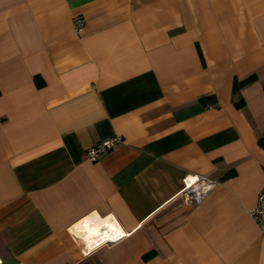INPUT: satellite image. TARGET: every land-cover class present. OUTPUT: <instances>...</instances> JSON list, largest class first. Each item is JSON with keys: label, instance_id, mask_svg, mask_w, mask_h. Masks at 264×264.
I'll use <instances>...</instances> for the list:
<instances>
[{"label": "crops", "instance_id": "obj_1", "mask_svg": "<svg viewBox=\"0 0 264 264\" xmlns=\"http://www.w3.org/2000/svg\"><path fill=\"white\" fill-rule=\"evenodd\" d=\"M263 186L264 0H0V264H264Z\"/></svg>", "mask_w": 264, "mask_h": 264}, {"label": "built area", "instance_id": "obj_2", "mask_svg": "<svg viewBox=\"0 0 264 264\" xmlns=\"http://www.w3.org/2000/svg\"><path fill=\"white\" fill-rule=\"evenodd\" d=\"M85 25V18L83 16H76L74 19L75 29L79 32ZM122 142V137L115 135L112 137L105 138L91 146H89L85 155L89 160H96L101 154L113 149L117 144ZM217 185V181L208 176L199 174H186L182 179L181 195L191 204L200 203L210 192L212 188ZM248 215L255 222L261 232L264 231V186L260 190L257 196V203L254 207L247 210ZM104 236H100L96 240V244L105 241H114L119 236L111 234L107 235L105 229H103ZM115 237V239H113Z\"/></svg>", "mask_w": 264, "mask_h": 264}, {"label": "bare ground", "instance_id": "obj_3", "mask_svg": "<svg viewBox=\"0 0 264 264\" xmlns=\"http://www.w3.org/2000/svg\"><path fill=\"white\" fill-rule=\"evenodd\" d=\"M108 227L106 226L105 228H102V225H96L92 228H90L89 230H85L84 228L81 227H75L78 228V230H80V234L83 236V240L85 242V244L90 247L93 246L94 242H96V240H98V238L100 236H104L105 234H103V229H105V232L107 233V235H117L119 234L117 228L115 227V225L112 222H108L107 223ZM101 238V237H100ZM79 245V244H78Z\"/></svg>", "mask_w": 264, "mask_h": 264}, {"label": "trees", "instance_id": "obj_4", "mask_svg": "<svg viewBox=\"0 0 264 264\" xmlns=\"http://www.w3.org/2000/svg\"><path fill=\"white\" fill-rule=\"evenodd\" d=\"M255 79H256L255 74H251V75H249V76H247L241 80H238L237 78H235L233 81V87H232L233 93L238 92L242 86L253 82ZM242 103H243L242 99H239L236 101L237 106H240Z\"/></svg>", "mask_w": 264, "mask_h": 264}, {"label": "clouds", "instance_id": "obj_5", "mask_svg": "<svg viewBox=\"0 0 264 264\" xmlns=\"http://www.w3.org/2000/svg\"><path fill=\"white\" fill-rule=\"evenodd\" d=\"M113 239H115V237H113Z\"/></svg>", "mask_w": 264, "mask_h": 264}]
</instances>
